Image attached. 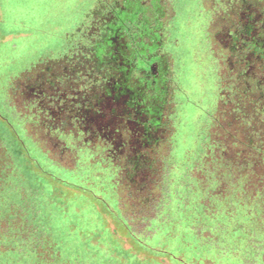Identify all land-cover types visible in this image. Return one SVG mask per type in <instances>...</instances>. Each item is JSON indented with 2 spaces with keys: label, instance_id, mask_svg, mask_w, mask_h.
<instances>
[{
  "label": "trees",
  "instance_id": "obj_1",
  "mask_svg": "<svg viewBox=\"0 0 264 264\" xmlns=\"http://www.w3.org/2000/svg\"><path fill=\"white\" fill-rule=\"evenodd\" d=\"M116 1L98 0L66 54L47 60L36 84L52 97L35 99L31 124L65 157L52 162L64 182L92 192L99 216L81 228L70 215L88 209L53 205L41 189L27 197L0 167V264H264V0L186 3L193 58H215L217 99L177 155L162 50L176 12L170 5L160 44H144ZM206 12L204 50L196 24ZM156 52L162 77L150 68Z\"/></svg>",
  "mask_w": 264,
  "mask_h": 264
},
{
  "label": "rangeland",
  "instance_id": "obj_2",
  "mask_svg": "<svg viewBox=\"0 0 264 264\" xmlns=\"http://www.w3.org/2000/svg\"><path fill=\"white\" fill-rule=\"evenodd\" d=\"M97 1L0 0V167L9 170L10 185H22L27 197H31L34 190L41 189L43 198L53 205L78 204L88 209L86 215H70V219L74 218L81 228L85 223L97 220L99 213L96 214L92 207L97 200L89 189L76 187L72 180L68 181L69 184L64 182L62 167L52 162L63 164L65 157L50 151L51 139L40 130L36 134V128L31 124L36 123L33 119L37 115L34 113L35 99L40 98L45 103L52 97L46 94V88L42 90L36 84L45 74L41 70L45 69L47 60L59 59L66 54L69 38L98 6ZM167 1L176 12L174 19L167 24L170 34L162 50L171 59L173 96L179 109L175 134L177 155L182 153L184 143L181 141L188 142L197 129L195 117L198 113L203 114L202 111L209 112L217 99L216 66L212 61L215 58L205 51L200 60L193 58L191 48L195 38L190 30L195 23L187 21L189 14L184 8L188 0ZM116 2L125 21L139 22L131 16L133 0ZM210 4L212 1L206 5ZM209 18L210 12H206L196 24L200 27L198 41L204 50L208 46ZM178 29L182 34H178ZM214 36V41L221 38L218 32ZM174 38H178V42L173 43ZM143 42L150 44L149 40ZM203 116L202 121L206 115ZM24 126L30 136L25 133ZM105 233L108 235L110 231Z\"/></svg>",
  "mask_w": 264,
  "mask_h": 264
},
{
  "label": "flooded vegetation",
  "instance_id": "obj_3",
  "mask_svg": "<svg viewBox=\"0 0 264 264\" xmlns=\"http://www.w3.org/2000/svg\"><path fill=\"white\" fill-rule=\"evenodd\" d=\"M133 8L132 16L139 21L138 30L142 35L141 39L158 41L157 44H160L162 35H164L161 29L173 14L170 3L167 0H133ZM154 32H159V36L156 37ZM161 56H163L161 53L158 55L156 52L150 58V68L153 74L156 73L154 75L156 77H162L164 69H167V66L162 67L160 64ZM154 67L156 70H153Z\"/></svg>",
  "mask_w": 264,
  "mask_h": 264
}]
</instances>
